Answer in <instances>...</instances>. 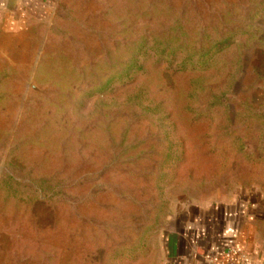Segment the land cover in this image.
Listing matches in <instances>:
<instances>
[{"label": "rangeland", "instance_id": "rangeland-1", "mask_svg": "<svg viewBox=\"0 0 264 264\" xmlns=\"http://www.w3.org/2000/svg\"><path fill=\"white\" fill-rule=\"evenodd\" d=\"M0 33V264H171L198 210L264 205V0H38Z\"/></svg>", "mask_w": 264, "mask_h": 264}, {"label": "crops", "instance_id": "crops-1", "mask_svg": "<svg viewBox=\"0 0 264 264\" xmlns=\"http://www.w3.org/2000/svg\"><path fill=\"white\" fill-rule=\"evenodd\" d=\"M38 0H0V33H23L35 17ZM171 264H264V205L242 200L198 210L183 219L169 238ZM234 251L230 255L231 251Z\"/></svg>", "mask_w": 264, "mask_h": 264}, {"label": "built area", "instance_id": "built-area-1", "mask_svg": "<svg viewBox=\"0 0 264 264\" xmlns=\"http://www.w3.org/2000/svg\"><path fill=\"white\" fill-rule=\"evenodd\" d=\"M232 253H234L233 250L230 252V255H231ZM221 264H241V263H239V262H238L237 260H235V259L229 258L226 262H223V263H221Z\"/></svg>", "mask_w": 264, "mask_h": 264}]
</instances>
